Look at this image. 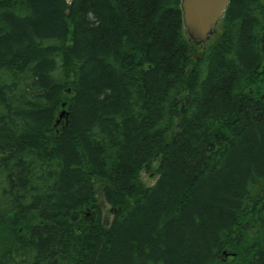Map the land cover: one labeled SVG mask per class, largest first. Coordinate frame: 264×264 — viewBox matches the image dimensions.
Listing matches in <instances>:
<instances>
[{
	"label": "trees",
	"instance_id": "16d2710c",
	"mask_svg": "<svg viewBox=\"0 0 264 264\" xmlns=\"http://www.w3.org/2000/svg\"><path fill=\"white\" fill-rule=\"evenodd\" d=\"M2 231L0 264H264V0L204 48L181 0H0Z\"/></svg>",
	"mask_w": 264,
	"mask_h": 264
},
{
	"label": "water",
	"instance_id": "95a60500",
	"mask_svg": "<svg viewBox=\"0 0 264 264\" xmlns=\"http://www.w3.org/2000/svg\"><path fill=\"white\" fill-rule=\"evenodd\" d=\"M230 2L231 0H181L183 27L190 41L204 48L217 32Z\"/></svg>",
	"mask_w": 264,
	"mask_h": 264
},
{
	"label": "rangeland",
	"instance_id": "374dc122",
	"mask_svg": "<svg viewBox=\"0 0 264 264\" xmlns=\"http://www.w3.org/2000/svg\"><path fill=\"white\" fill-rule=\"evenodd\" d=\"M65 117H66V113L64 111H62L60 116H59V121L57 124H60L62 121H64ZM141 178H142V181L144 182L145 185H152L155 183L158 176L154 172L143 171ZM99 201H100L101 207L103 209V213H102L103 220L105 222H107V224H109L112 220V217H113L112 210L110 209V206L105 202V200L102 196H99ZM4 238H6V234L2 231L0 233V240H3L0 242L1 248L4 247L6 244V242L4 241L5 240Z\"/></svg>",
	"mask_w": 264,
	"mask_h": 264
},
{
	"label": "bare ground",
	"instance_id": "6f19581e",
	"mask_svg": "<svg viewBox=\"0 0 264 264\" xmlns=\"http://www.w3.org/2000/svg\"><path fill=\"white\" fill-rule=\"evenodd\" d=\"M71 1V0H70ZM70 1H67V2H70ZM65 112V111H64Z\"/></svg>",
	"mask_w": 264,
	"mask_h": 264
}]
</instances>
